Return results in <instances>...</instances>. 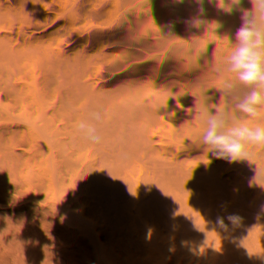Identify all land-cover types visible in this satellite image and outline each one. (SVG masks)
<instances>
[{
  "label": "trees",
  "instance_id": "trees-1",
  "mask_svg": "<svg viewBox=\"0 0 264 264\" xmlns=\"http://www.w3.org/2000/svg\"><path fill=\"white\" fill-rule=\"evenodd\" d=\"M229 6L196 29L195 0H0V264H170L209 236L200 113L231 117L224 79L247 91L217 73ZM93 111L100 143L76 127Z\"/></svg>",
  "mask_w": 264,
  "mask_h": 264
},
{
  "label": "water",
  "instance_id": "water-1",
  "mask_svg": "<svg viewBox=\"0 0 264 264\" xmlns=\"http://www.w3.org/2000/svg\"><path fill=\"white\" fill-rule=\"evenodd\" d=\"M242 120L234 107L230 126ZM246 123L264 125V110ZM208 150H199L198 204L209 219V236L178 248L170 264H264V146L249 145V161L229 162ZM232 214L241 218L235 225L227 219ZM218 217L227 228L217 224Z\"/></svg>",
  "mask_w": 264,
  "mask_h": 264
},
{
  "label": "clouds",
  "instance_id": "clouds-1",
  "mask_svg": "<svg viewBox=\"0 0 264 264\" xmlns=\"http://www.w3.org/2000/svg\"><path fill=\"white\" fill-rule=\"evenodd\" d=\"M176 2L183 3V0ZM195 2L199 5L198 14L185 20V24L199 29L206 25L207 21L201 18L204 11L203 0ZM241 3L242 0H230L228 11L231 12L235 6L240 12L241 24L235 31V44L226 57V66L217 69V73L221 76L225 71L235 74L236 81L247 89L242 99L236 95V83L231 79H224L222 88L218 89L220 98L226 103L230 98L237 100L235 110L243 114L242 121L245 122L230 126V109L222 110L219 103L214 106L207 105L200 113L205 123L202 144L216 158L227 159L229 162L249 161L252 154L248 146H264V125L257 124L251 127L246 123L249 118L259 117L264 110V0H250L251 9L241 7ZM166 27L169 28L167 36L174 37L171 31L173 23L169 22ZM101 120L102 113L93 111L89 114V119L78 121L76 127L88 141L100 143L101 137L97 134V128L92 121ZM227 219L235 225L241 218L232 214ZM217 224L227 228L224 218L218 217Z\"/></svg>",
  "mask_w": 264,
  "mask_h": 264
}]
</instances>
